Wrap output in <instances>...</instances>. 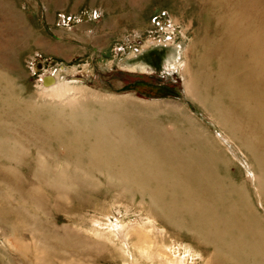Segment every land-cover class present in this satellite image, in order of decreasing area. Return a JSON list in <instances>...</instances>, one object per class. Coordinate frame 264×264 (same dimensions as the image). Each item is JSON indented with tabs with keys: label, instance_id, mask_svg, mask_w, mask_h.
Returning a JSON list of instances; mask_svg holds the SVG:
<instances>
[{
	"label": "rangeland",
	"instance_id": "obj_1",
	"mask_svg": "<svg viewBox=\"0 0 264 264\" xmlns=\"http://www.w3.org/2000/svg\"><path fill=\"white\" fill-rule=\"evenodd\" d=\"M0 264H264V0H0Z\"/></svg>",
	"mask_w": 264,
	"mask_h": 264
},
{
	"label": "water",
	"instance_id": "obj_2",
	"mask_svg": "<svg viewBox=\"0 0 264 264\" xmlns=\"http://www.w3.org/2000/svg\"><path fill=\"white\" fill-rule=\"evenodd\" d=\"M48 83V85H52L54 83V79L51 76H46L43 78V84Z\"/></svg>",
	"mask_w": 264,
	"mask_h": 264
},
{
	"label": "bare ground",
	"instance_id": "obj_3",
	"mask_svg": "<svg viewBox=\"0 0 264 264\" xmlns=\"http://www.w3.org/2000/svg\"><path fill=\"white\" fill-rule=\"evenodd\" d=\"M171 29H172V26H171ZM171 29H170V30H171ZM172 31H174V30L172 29ZM167 32H168V31H167ZM138 58H139V57H138ZM141 59H142V58H141ZM175 65H176V64H175ZM184 84L186 85V83H184ZM187 85H188V84H187ZM188 86H189V85H188ZM69 87H70V86H69ZM69 89H72V86H71ZM56 91H58V89H57ZM56 91H55V92H56ZM59 91H60V90H59ZM67 91H68V90H67ZM69 91H70V90H69ZM64 92H65V91H63L62 93L65 94ZM70 92H71V91H70ZM188 92H189V89H188ZM59 93H61V92H59ZM62 93H61V94H62ZM55 94H56V96H57L58 93H55ZM66 94H67V93H66ZM188 94H189V93H188ZM67 95H69V94H67ZM67 95H66V96H67ZM53 96H55L54 93H53ZM64 96H65V95H64ZM58 97H59V96H58ZM62 98L64 99V97H62ZM69 98H70V97H69ZM55 99H56V98H55ZM67 99H68V97H67ZM71 99H72V98H71ZM69 102H70V101H69ZM71 102L73 103V100H72ZM68 104H69V103H68Z\"/></svg>",
	"mask_w": 264,
	"mask_h": 264
}]
</instances>
